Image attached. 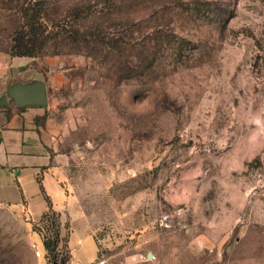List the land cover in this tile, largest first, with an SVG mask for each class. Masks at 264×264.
Listing matches in <instances>:
<instances>
[{
  "label": "rangeland",
  "instance_id": "rangeland-1",
  "mask_svg": "<svg viewBox=\"0 0 264 264\" xmlns=\"http://www.w3.org/2000/svg\"><path fill=\"white\" fill-rule=\"evenodd\" d=\"M45 1L86 31L11 73L73 155L54 261L264 264V0ZM28 2L0 0V52ZM14 106L0 83V120ZM42 206L0 202V264H47Z\"/></svg>",
  "mask_w": 264,
  "mask_h": 264
},
{
  "label": "crops",
  "instance_id": "crops-1",
  "mask_svg": "<svg viewBox=\"0 0 264 264\" xmlns=\"http://www.w3.org/2000/svg\"><path fill=\"white\" fill-rule=\"evenodd\" d=\"M31 60L32 57L0 52V83L6 89L18 83L12 80L11 73L32 72ZM45 111L43 105H15L0 120V202L19 208L25 203L29 209L34 198L42 197L41 213L33 215L37 217L47 208L44 194L54 210H62L67 194L61 183L73 163L72 152L59 150L52 141Z\"/></svg>",
  "mask_w": 264,
  "mask_h": 264
},
{
  "label": "trees",
  "instance_id": "trees-1",
  "mask_svg": "<svg viewBox=\"0 0 264 264\" xmlns=\"http://www.w3.org/2000/svg\"><path fill=\"white\" fill-rule=\"evenodd\" d=\"M45 2V0H29L28 5H22L20 10L22 22L13 32L12 42L7 51L10 56L36 57L46 49L51 41L58 37H66L72 42L86 38V31L73 24L68 16L59 21H45ZM44 198L47 202V209L40 215L39 223L41 225H36L34 230L41 236L43 247L46 250L47 264H63L66 262V257L62 258L60 263L54 261L56 256L54 238L59 235V227L57 222L52 219L55 211L51 208L48 196L44 194ZM50 226L54 228L52 238L46 235V232L50 231Z\"/></svg>",
  "mask_w": 264,
  "mask_h": 264
},
{
  "label": "water",
  "instance_id": "water-1",
  "mask_svg": "<svg viewBox=\"0 0 264 264\" xmlns=\"http://www.w3.org/2000/svg\"><path fill=\"white\" fill-rule=\"evenodd\" d=\"M7 94L16 106L44 105L46 104L45 86L40 81L31 83H15L7 87ZM4 97L2 103H5Z\"/></svg>",
  "mask_w": 264,
  "mask_h": 264
},
{
  "label": "built area",
  "instance_id": "built-area-1",
  "mask_svg": "<svg viewBox=\"0 0 264 264\" xmlns=\"http://www.w3.org/2000/svg\"><path fill=\"white\" fill-rule=\"evenodd\" d=\"M101 263H102V262L99 261V262H97L96 264H101ZM92 264H93V263H92Z\"/></svg>",
  "mask_w": 264,
  "mask_h": 264
}]
</instances>
